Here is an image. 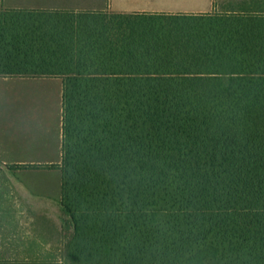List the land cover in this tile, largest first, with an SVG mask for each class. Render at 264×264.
I'll return each mask as SVG.
<instances>
[{"label":"trees","instance_id":"1","mask_svg":"<svg viewBox=\"0 0 264 264\" xmlns=\"http://www.w3.org/2000/svg\"><path fill=\"white\" fill-rule=\"evenodd\" d=\"M0 76L64 79L70 264H264V13L0 10Z\"/></svg>","mask_w":264,"mask_h":264},{"label":"crops","instance_id":"2","mask_svg":"<svg viewBox=\"0 0 264 264\" xmlns=\"http://www.w3.org/2000/svg\"><path fill=\"white\" fill-rule=\"evenodd\" d=\"M0 10H67L108 11L115 13H264V0H0ZM62 80L57 96L58 108L53 117L41 100L37 113L35 102L20 104L16 117L5 122L0 117V220L35 219L38 209L49 215L56 209L63 220L62 155H63V90L64 79L55 76H0V80L18 88L37 79ZM32 112L24 113V108ZM56 165L35 169L28 166ZM5 171V172H3ZM42 173V174H38ZM41 181L38 182L37 179ZM5 200L7 207L5 206ZM21 203L24 209H21ZM20 204V205H19ZM19 205V206H18ZM7 208V209H6ZM52 216V215H51ZM6 239L0 233V251ZM3 256V255H2ZM29 263H31L29 261Z\"/></svg>","mask_w":264,"mask_h":264},{"label":"rangeland","instance_id":"3","mask_svg":"<svg viewBox=\"0 0 264 264\" xmlns=\"http://www.w3.org/2000/svg\"><path fill=\"white\" fill-rule=\"evenodd\" d=\"M13 83L15 81L5 83L0 80V117L5 122L17 116L20 104L35 102L37 107L41 100H48L46 106L49 112L46 117H53V110L58 108L57 96L63 84L60 78L32 80L21 88ZM23 108L24 113L32 112L29 108ZM41 109L43 108L37 107V113L42 115ZM37 181L40 182L41 179L38 178ZM8 201L5 200L6 207ZM24 207L21 203L20 208ZM37 213V217L30 221L7 218L0 220V233L6 239V250L0 251V264H70L66 256V244L71 239L72 229H68L63 220L56 216V209L49 215H45L40 209Z\"/></svg>","mask_w":264,"mask_h":264}]
</instances>
